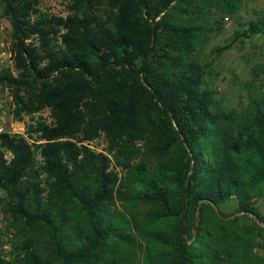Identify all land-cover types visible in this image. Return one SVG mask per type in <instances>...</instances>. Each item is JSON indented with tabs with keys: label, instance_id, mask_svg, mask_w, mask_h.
Segmentation results:
<instances>
[{
	"label": "trees",
	"instance_id": "1",
	"mask_svg": "<svg viewBox=\"0 0 264 264\" xmlns=\"http://www.w3.org/2000/svg\"><path fill=\"white\" fill-rule=\"evenodd\" d=\"M243 5L69 0L62 17L0 0V85L30 118L0 134V264H264V95L240 117L211 87L215 59L264 35V13L206 53Z\"/></svg>",
	"mask_w": 264,
	"mask_h": 264
},
{
	"label": "rangeland",
	"instance_id": "2",
	"mask_svg": "<svg viewBox=\"0 0 264 264\" xmlns=\"http://www.w3.org/2000/svg\"><path fill=\"white\" fill-rule=\"evenodd\" d=\"M69 0H40V10L48 15H68ZM258 13H264V0H244L242 10L226 20L225 28L206 47L210 60L217 57L211 54L215 47L227 46L236 31H243L248 23L256 18ZM12 27L9 20L0 9V70L13 68L11 55ZM258 65H264V35H256L237 42L228 49H224L220 57L215 59L214 66L220 71V76L211 81V87L218 93L227 111H233L240 117L246 115L251 103V97L264 95V72L254 73ZM13 98L8 88L0 85V134H24L29 117L22 121L13 117ZM50 121L49 112L40 115ZM103 148L102 140L94 143ZM1 198V195H0ZM256 206L264 215V200L258 199ZM237 205L233 201L222 209L225 214H233ZM12 232L8 228V221L1 212L0 204V253L9 256Z\"/></svg>",
	"mask_w": 264,
	"mask_h": 264
}]
</instances>
